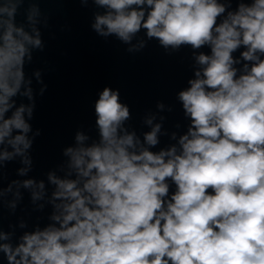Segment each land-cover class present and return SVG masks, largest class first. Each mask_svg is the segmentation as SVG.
Here are the masks:
<instances>
[{
    "label": "clouds",
    "instance_id": "9594fccd",
    "mask_svg": "<svg viewBox=\"0 0 264 264\" xmlns=\"http://www.w3.org/2000/svg\"><path fill=\"white\" fill-rule=\"evenodd\" d=\"M91 2L104 9L91 25L102 37L129 43L144 29L164 48L210 49L195 55L200 67L178 94L190 126L177 144L154 151L163 117H146L151 130L141 139L126 124L132 113L119 89L106 86L94 106L96 136L75 132V144L62 150L64 175L47 172L49 193L44 179L29 175L40 135L30 123L33 79L41 96L47 85L40 69L26 72L34 51L44 50L47 18L39 19L38 0H0V261L264 264V0ZM17 158V178L8 180ZM22 189L52 212L17 237L5 230L2 210L15 212Z\"/></svg>",
    "mask_w": 264,
    "mask_h": 264
},
{
    "label": "water",
    "instance_id": "95a60500",
    "mask_svg": "<svg viewBox=\"0 0 264 264\" xmlns=\"http://www.w3.org/2000/svg\"><path fill=\"white\" fill-rule=\"evenodd\" d=\"M38 3L39 19L43 22L47 18V27L40 25L45 47L43 51H34L33 62L26 72L31 75L34 69H40L47 89L39 95L40 85L33 79L36 108L30 123L33 132L39 129L40 135L31 149L33 170L29 175L44 179L48 192L52 191L47 184V172L53 170L58 176L64 175L67 157L62 156V150L75 144V132L81 129L96 136L94 106L106 86L119 89L121 102L128 104L132 113L126 124L141 139L143 133L151 130L145 118L155 115L157 123L163 117L154 151L177 144L190 126L178 94L190 87L188 81L195 78L194 72L200 67L195 55L201 51L208 54L210 49H192L190 45L164 48L155 38L148 39L144 29L129 43L114 34L102 37L91 25L95 15L103 14L104 9L91 0L87 6L79 0H38ZM28 8L26 2L19 10L18 21H25ZM130 48L132 52L128 51ZM234 55L238 56L239 51ZM23 102L28 103L26 99ZM158 102L164 105L162 110L158 109ZM19 167V158L7 164L8 180L17 178ZM21 191L24 199L15 212L11 208L2 210L5 230L14 231L17 237L37 224L48 223L52 212L46 200L34 205L30 190ZM40 203L45 205L42 210L37 207ZM8 224L13 227L9 229Z\"/></svg>",
    "mask_w": 264,
    "mask_h": 264
}]
</instances>
